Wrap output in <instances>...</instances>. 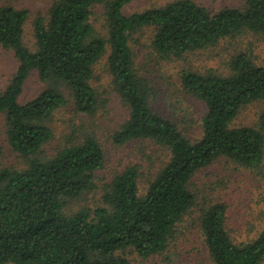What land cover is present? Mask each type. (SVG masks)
Instances as JSON below:
<instances>
[{
  "label": "trees",
  "instance_id": "trees-1",
  "mask_svg": "<svg viewBox=\"0 0 264 264\" xmlns=\"http://www.w3.org/2000/svg\"><path fill=\"white\" fill-rule=\"evenodd\" d=\"M131 1L53 0L47 16L33 21L34 49L23 40L28 10L0 5V46L18 61L0 93V113L11 149L25 159L24 167L0 168V264H128L119 251L132 248L147 257L163 251L176 234L178 222L195 204L189 182L199 169L226 157L256 169L264 182V112L258 126L231 125L243 106L264 100V65L238 52L227 74L182 73L184 90L206 106L202 134L191 140L152 107L154 88L136 71L129 44L133 33L152 27L153 50L182 58L245 30L264 35V0H244L241 8L215 12L194 0H171L126 14ZM97 5L104 7V34L90 20ZM105 53L113 88L129 108L113 141L148 138L167 148L169 157L142 194L138 167L129 165L105 184L100 205L67 213L70 201L96 186L104 153L96 136L85 134L51 156L42 155V146L53 137L47 121L68 96L76 111L96 110L99 100L90 81ZM32 71L46 86L20 103ZM225 210L216 202L199 213L214 264H260L264 229L236 243L224 227Z\"/></svg>",
  "mask_w": 264,
  "mask_h": 264
},
{
  "label": "rangeland",
  "instance_id": "rangeland-1",
  "mask_svg": "<svg viewBox=\"0 0 264 264\" xmlns=\"http://www.w3.org/2000/svg\"><path fill=\"white\" fill-rule=\"evenodd\" d=\"M168 1L171 0H132L124 8V13L160 6ZM194 1L213 12L226 6L241 8L244 4V0ZM52 2L53 0H0V5L10 3L16 8L28 10L23 40L30 49H34L33 21L38 15L46 17ZM103 13V5H97L90 19L102 34L106 32ZM153 32L152 27H143L133 33L129 40L135 69L154 88L152 107L175 121L186 137L196 140L202 134V118L206 106L203 101L184 90L182 73L188 70L201 73L211 70L221 75L227 74L230 72L228 62L238 52H244L255 63L264 65V35L245 30L182 58H165L159 56L151 46ZM17 65L13 52L0 46V93L9 83ZM111 80L105 53L96 63L94 76L90 81L99 100L96 110L93 113L78 112L68 96L66 104L54 111L47 121L53 137L42 146V155L51 156L62 146L80 140L85 134L96 136L104 153L103 166L95 173L96 186L70 201L65 207L67 213L82 207L93 209L100 205L105 184L129 165L138 167V187L142 194L169 157L167 148L148 138L133 139L123 144L113 141L112 134L128 117L129 108L114 90ZM45 86L37 71H32L23 85L18 102L25 103ZM263 112L264 100L253 101L240 109L231 125L258 126ZM5 128L4 114L0 113V168L24 167L25 159L11 149ZM189 189L194 194L195 204L178 222L176 234L163 251L143 257L134 249L127 248L117 254L126 259L128 264H214L200 230L199 213L201 208L216 202L225 204L224 227L234 242L250 241L264 229V182L256 169L219 157L192 176ZM260 264H264V261Z\"/></svg>",
  "mask_w": 264,
  "mask_h": 264
}]
</instances>
